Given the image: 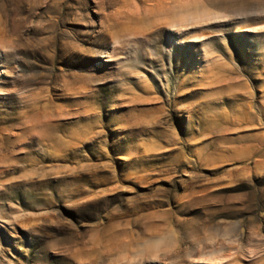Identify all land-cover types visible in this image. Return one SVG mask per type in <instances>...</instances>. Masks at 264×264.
<instances>
[{"label":"rangeland","instance_id":"rangeland-1","mask_svg":"<svg viewBox=\"0 0 264 264\" xmlns=\"http://www.w3.org/2000/svg\"><path fill=\"white\" fill-rule=\"evenodd\" d=\"M0 264H264V0H0Z\"/></svg>","mask_w":264,"mask_h":264}]
</instances>
